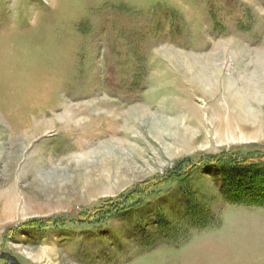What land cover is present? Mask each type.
Masks as SVG:
<instances>
[{"label":"rangeland","instance_id":"1","mask_svg":"<svg viewBox=\"0 0 264 264\" xmlns=\"http://www.w3.org/2000/svg\"><path fill=\"white\" fill-rule=\"evenodd\" d=\"M2 251L264 264V0H0Z\"/></svg>","mask_w":264,"mask_h":264},{"label":"water","instance_id":"2","mask_svg":"<svg viewBox=\"0 0 264 264\" xmlns=\"http://www.w3.org/2000/svg\"><path fill=\"white\" fill-rule=\"evenodd\" d=\"M0 259L7 261L8 264H21L15 256L6 251L0 252Z\"/></svg>","mask_w":264,"mask_h":264},{"label":"bare ground","instance_id":"3","mask_svg":"<svg viewBox=\"0 0 264 264\" xmlns=\"http://www.w3.org/2000/svg\"><path fill=\"white\" fill-rule=\"evenodd\" d=\"M200 88V87H199ZM201 89V88H200ZM202 90V92L201 93H204L206 96V98L208 97V98H211V97H213L214 96V94H215V91L214 90H211V89H208V90H205V89H201ZM235 98V97H234ZM242 110V109H241ZM239 113V112H238ZM240 114H242V113H240ZM245 115V114H244ZM242 118V117H241Z\"/></svg>","mask_w":264,"mask_h":264}]
</instances>
